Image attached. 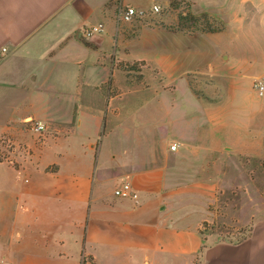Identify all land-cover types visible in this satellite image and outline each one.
Returning <instances> with one entry per match:
<instances>
[{"label":"crops","instance_id":"obj_1","mask_svg":"<svg viewBox=\"0 0 264 264\" xmlns=\"http://www.w3.org/2000/svg\"><path fill=\"white\" fill-rule=\"evenodd\" d=\"M172 1L215 15L232 8L235 25L247 9L243 0H0V264H264V216L237 238L217 239L203 226L213 182L177 181L169 172L176 143L189 145L187 138H170L159 120L153 133L109 125L114 108L129 104L108 85L124 72L111 61L124 40L117 9H171ZM96 24L103 30L85 37ZM256 30H236L235 46L264 43ZM152 38V64L169 79L210 66L222 52L218 34ZM254 50L245 52L253 58ZM174 101L141 104L154 106V118L169 105L192 109L187 97ZM246 134L216 142L218 133H206L205 150L256 157L257 136ZM125 183L134 197L114 195Z\"/></svg>","mask_w":264,"mask_h":264},{"label":"rangeland","instance_id":"obj_2","mask_svg":"<svg viewBox=\"0 0 264 264\" xmlns=\"http://www.w3.org/2000/svg\"><path fill=\"white\" fill-rule=\"evenodd\" d=\"M243 1L247 9L242 11L241 25L234 24L232 8L215 15L180 4L175 10L162 9L147 20L114 26L123 33L124 40L121 54H113L111 61L115 66H122L124 72L116 70L108 85H114L111 96L121 98L124 93L129 104L114 108V119L109 125L125 133H153L157 131L153 120H159L163 129L169 130L170 138L188 139L189 145L182 148L176 143L178 150L172 154L169 172L177 181L213 182L210 189L215 196L209 207V221L203 226L217 239L237 238L247 231L252 220L264 216V95H257L253 88V82L264 77V43L243 41L241 47H236L232 40L235 31L240 29L249 36L257 33L258 27L264 34V10L258 6L264 5V0ZM178 17L182 18L181 25ZM208 29L218 34L220 40L215 41L222 49L210 66L196 68L178 79H169L153 66L154 33L200 35L208 34ZM191 43L204 45L198 40ZM144 44L146 47L141 50L138 46ZM250 45L256 57L245 52ZM175 96L191 99L193 110L189 106L169 105L160 109L155 119L154 106L141 104L154 97L175 103ZM137 100L140 105H136ZM206 133H218L216 142L223 136L252 133L257 136V155L250 158L223 148L217 153L209 148L208 152L203 138ZM171 145L174 143L167 139L166 148Z\"/></svg>","mask_w":264,"mask_h":264},{"label":"built area","instance_id":"obj_3","mask_svg":"<svg viewBox=\"0 0 264 264\" xmlns=\"http://www.w3.org/2000/svg\"><path fill=\"white\" fill-rule=\"evenodd\" d=\"M161 12V8L158 5H152L148 10L140 9L137 10L132 7L128 6H120L117 11H116V21L119 23H132L133 21H144L147 20L150 16L157 15ZM103 30V25L102 24H96V25H91L87 27L84 30V36L85 37H91L95 34L100 33ZM4 50V49H3ZM253 88L257 95H264V77L256 80L253 82ZM28 124L31 125V129L35 132H42L44 130V126L41 125L38 122H32L28 121ZM2 145H5V148L9 147V141H1ZM176 146L171 145L170 149L175 150ZM114 195L119 196V197H128L133 194H131V188L129 184L125 183L121 185L118 189L114 191ZM6 264V263H4Z\"/></svg>","mask_w":264,"mask_h":264},{"label":"trees","instance_id":"obj_4","mask_svg":"<svg viewBox=\"0 0 264 264\" xmlns=\"http://www.w3.org/2000/svg\"><path fill=\"white\" fill-rule=\"evenodd\" d=\"M180 4H181V2L172 1V2H170L169 7H170L172 10H175V9H177V7L180 6ZM183 4H185V5L188 6L187 3H184V2H183ZM203 16H206V14H203ZM181 19H182V18H179V17H178V24H179V25H181V23H180V20H181ZM174 30H175V29H174ZM208 32H209V33H215L212 29H208Z\"/></svg>","mask_w":264,"mask_h":264}]
</instances>
